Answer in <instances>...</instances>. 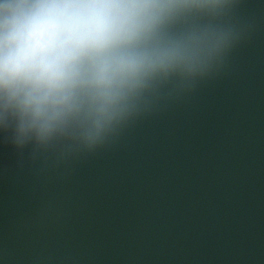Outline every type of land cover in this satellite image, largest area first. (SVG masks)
<instances>
[{"label": "water", "instance_id": "1", "mask_svg": "<svg viewBox=\"0 0 264 264\" xmlns=\"http://www.w3.org/2000/svg\"><path fill=\"white\" fill-rule=\"evenodd\" d=\"M200 61L99 133L0 123V264H264V0H213Z\"/></svg>", "mask_w": 264, "mask_h": 264}, {"label": "clouds", "instance_id": "2", "mask_svg": "<svg viewBox=\"0 0 264 264\" xmlns=\"http://www.w3.org/2000/svg\"><path fill=\"white\" fill-rule=\"evenodd\" d=\"M212 2L0 0V123L38 141L79 122L99 133L200 61L207 32L169 25Z\"/></svg>", "mask_w": 264, "mask_h": 264}]
</instances>
